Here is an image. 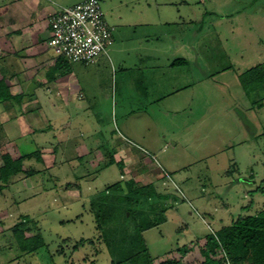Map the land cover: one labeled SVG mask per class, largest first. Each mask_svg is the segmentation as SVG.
<instances>
[{"label": "rangeland", "instance_id": "obj_1", "mask_svg": "<svg viewBox=\"0 0 264 264\" xmlns=\"http://www.w3.org/2000/svg\"><path fill=\"white\" fill-rule=\"evenodd\" d=\"M101 1L114 42L94 62L72 65L90 109L58 112L49 128L50 112L0 105V165L5 152L40 150L42 158L24 166L40 173L16 175L0 188V264H112L89 204L119 180L152 183L139 206L165 209V221L143 232L154 262L195 264L196 249L186 259L173 251L264 209V81L248 72L264 67V0ZM178 40H198L192 69L200 80L171 94L191 69L172 65L181 58ZM111 157L123 167L107 164ZM68 182L80 189L65 190ZM24 215L25 234L40 232L47 244L32 253L21 252L14 237ZM81 238L95 243L74 251Z\"/></svg>", "mask_w": 264, "mask_h": 264}, {"label": "trees", "instance_id": "obj_2", "mask_svg": "<svg viewBox=\"0 0 264 264\" xmlns=\"http://www.w3.org/2000/svg\"><path fill=\"white\" fill-rule=\"evenodd\" d=\"M186 62L185 58H180L173 61L172 65ZM74 63L77 62H70L64 56L58 55L59 73H68ZM249 71L254 73L256 81H264L262 64L250 68ZM10 87L6 77L0 78V103L5 109L11 106L20 107L23 103V95L13 94ZM32 158L41 161L40 150L20 156L15 155V152L3 153V164L0 165V182L3 185L0 188L7 186L16 175L32 176L40 173L42 170L33 166L27 169L24 167L25 161ZM113 163L122 167L124 165L123 161L111 157L107 164ZM121 174L123 175V172ZM151 184H139L134 179L119 180L90 200V211L94 216L95 228L98 232L97 239L105 244L112 264H182L177 257L155 263L143 236L144 231L160 226L166 219L163 216L165 209L156 212L153 203L146 205L145 208L139 206L142 196L151 191L149 190L152 189ZM74 188L80 189L79 184L68 182L64 189ZM152 215L155 217L152 218ZM28 222L24 215L22 222L16 223L14 229L16 243L23 253H32L47 245L40 232L36 231L29 236L25 234L21 226ZM88 243L94 244L95 239L81 238L73 249L77 251ZM191 249H196L199 253L202 258L201 264H228L227 261L229 264H264V209L258 214H241L231 224L222 226L216 234L182 245L175 249L173 254L180 253L184 256Z\"/></svg>", "mask_w": 264, "mask_h": 264}, {"label": "crops", "instance_id": "obj_3", "mask_svg": "<svg viewBox=\"0 0 264 264\" xmlns=\"http://www.w3.org/2000/svg\"><path fill=\"white\" fill-rule=\"evenodd\" d=\"M79 2L81 1L75 4ZM61 6L67 5H64L61 0H7L0 13L3 16V43L0 41V54H3V58H0V70L3 75L0 78L6 77L13 94L23 95V103L20 107L11 106L5 109L2 103L0 105L4 110L12 109L20 113L27 110L50 112L49 128L58 118L56 114L58 112L67 114L72 108L81 111L90 109L84 87L86 83L78 80L73 68L66 74H60L57 67L58 55L48 45L51 36L50 19ZM177 43L176 52L180 53L181 58L187 60L186 64L190 65L188 68L191 69L188 70L190 76L182 72L186 80L178 85L177 89L171 87L172 90L169 91L172 92L171 94L179 90H192L195 82L200 80L199 71L195 73L192 69L199 58L195 49L198 46V40L191 42L178 40ZM140 58L144 59L143 56ZM170 62L171 60L169 65ZM142 75L141 77L147 76V74ZM205 77L208 78L203 75V79H206ZM138 84L146 88L144 81ZM159 87L162 88L163 84L159 83ZM66 125L62 124V126ZM24 135L22 134L21 137ZM122 153L124 149L120 148L116 156ZM176 255L180 257L181 254ZM157 260L155 263H158ZM201 262L202 258L195 264H201Z\"/></svg>", "mask_w": 264, "mask_h": 264}, {"label": "built area", "instance_id": "obj_4", "mask_svg": "<svg viewBox=\"0 0 264 264\" xmlns=\"http://www.w3.org/2000/svg\"><path fill=\"white\" fill-rule=\"evenodd\" d=\"M48 45L70 62L91 63L114 42L113 27L101 0H84L61 6L50 19ZM229 264V261H227Z\"/></svg>", "mask_w": 264, "mask_h": 264}]
</instances>
